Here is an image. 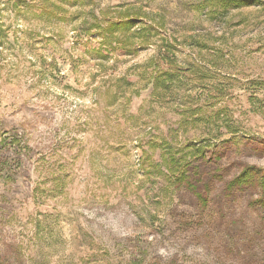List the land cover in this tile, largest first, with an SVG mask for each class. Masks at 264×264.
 <instances>
[{"label": "rangeland", "instance_id": "374dc122", "mask_svg": "<svg viewBox=\"0 0 264 264\" xmlns=\"http://www.w3.org/2000/svg\"><path fill=\"white\" fill-rule=\"evenodd\" d=\"M237 1L0 0V264H264V0ZM128 10L146 46L100 50Z\"/></svg>", "mask_w": 264, "mask_h": 264}, {"label": "trees", "instance_id": "16d2710c", "mask_svg": "<svg viewBox=\"0 0 264 264\" xmlns=\"http://www.w3.org/2000/svg\"><path fill=\"white\" fill-rule=\"evenodd\" d=\"M222 3H235L239 2L237 0L227 1L221 0ZM65 10V9H64ZM61 11L60 7H54V10L50 12V16L56 19V16L65 18V16L59 14ZM131 11L120 13V17L116 20H111L107 17V26H103L102 20L99 21L97 18V23L93 24L87 31V34H91L93 29L98 31V34L102 37V42L100 43V50H106L107 52H114L118 48L126 49L131 53L136 51L135 45L139 44L140 46H146L147 42L150 39L152 26L142 27L139 31H132L134 27L136 28L141 24L139 23V14L136 13L134 16H131ZM66 21V20H65ZM116 44V45H114ZM166 51L163 52L164 58H169V54L172 50L171 45L165 46ZM168 73L165 72V75ZM248 172H243L234 182L231 184L233 186L241 187L246 184L248 180Z\"/></svg>", "mask_w": 264, "mask_h": 264}]
</instances>
